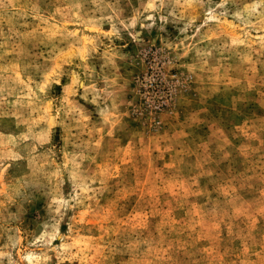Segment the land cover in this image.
I'll list each match as a JSON object with an SVG mask.
<instances>
[{
  "label": "rangeland",
  "instance_id": "1",
  "mask_svg": "<svg viewBox=\"0 0 264 264\" xmlns=\"http://www.w3.org/2000/svg\"><path fill=\"white\" fill-rule=\"evenodd\" d=\"M0 264H264V0H0Z\"/></svg>",
  "mask_w": 264,
  "mask_h": 264
}]
</instances>
